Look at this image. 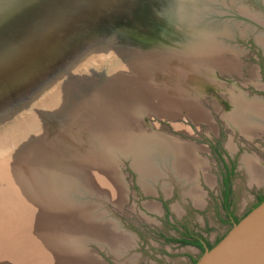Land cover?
Wrapping results in <instances>:
<instances>
[{
  "label": "rangeland",
  "instance_id": "374dc122",
  "mask_svg": "<svg viewBox=\"0 0 264 264\" xmlns=\"http://www.w3.org/2000/svg\"><path fill=\"white\" fill-rule=\"evenodd\" d=\"M255 1L199 3L207 40L109 32L36 0L0 9V193L21 191L11 175L47 206L33 169L55 159L59 226L32 239L43 252L59 264H190L203 253L177 238L229 232L225 191L242 214L264 189V118L245 110L264 102Z\"/></svg>",
  "mask_w": 264,
  "mask_h": 264
},
{
  "label": "water",
  "instance_id": "95a60500",
  "mask_svg": "<svg viewBox=\"0 0 264 264\" xmlns=\"http://www.w3.org/2000/svg\"><path fill=\"white\" fill-rule=\"evenodd\" d=\"M12 1L0 0V9ZM21 1L30 4L33 0ZM36 1L57 8L59 16L68 13L109 32L124 34L145 29L152 35L165 34L174 39L207 40L206 33L213 31L202 27V20L196 14L199 3L206 0ZM194 264H264V201L235 222L229 232L216 245L207 248Z\"/></svg>",
  "mask_w": 264,
  "mask_h": 264
},
{
  "label": "bare ground",
  "instance_id": "6f19581e",
  "mask_svg": "<svg viewBox=\"0 0 264 264\" xmlns=\"http://www.w3.org/2000/svg\"><path fill=\"white\" fill-rule=\"evenodd\" d=\"M150 53H151V51H150ZM158 56H159V54H158ZM145 62H147V61H145ZM145 64L147 65V63H145ZM139 65H141V63ZM122 73H123V71H122ZM139 73H142V70ZM122 88H123V86H122ZM116 89H117V87H116ZM123 89H121V90H123ZM100 90H102V89H100ZM103 91H105V90H103ZM131 91H133V90H131ZM142 92H143V90H142ZM147 92H149V90ZM121 95H123V94H121ZM134 95H135V93H134ZM132 98H133V96H132ZM108 103H109V100H108ZM105 106H107V105H105ZM120 107L121 106H118V108H120ZM245 110H248L250 112L255 111L257 114L261 115V118H264V115L260 113L262 110H264V102L261 101L260 99L252 98L250 100V106L249 107H246ZM81 113H83V112H81ZM198 113H199V117L198 118H201V117H203L205 115L202 110H199ZM116 114H118V113H116ZM252 114H254V113H252ZM257 114H256V116H258ZM122 115H124V114H122ZM90 116L91 115H89V117ZM116 117H118V116H116ZM258 117H260V116H258ZM111 122H113V121H111ZM72 124H74V122ZM106 126H107V122H106ZM100 132L103 133L104 131H100ZM100 132H98V134ZM47 149H49V148H47ZM29 158H30V156H29ZM29 158H28V160H29ZM40 159H42V157H40ZM53 164H56L55 163V159H52V160H48L46 162H43V163H41V165H39V166L37 165L33 169L34 181L36 182V185H37V187H36L35 185L32 184L33 185V188H34V195L36 197H38L43 202V204H46L47 205L45 207H42V205L40 204L41 202H39L38 199L34 198L32 196V194H29L27 192V189H26L25 185L23 183H21L19 179L13 178V177H11V175H9L8 182L11 183V184L13 183V185L16 183L17 186L20 188L21 191L16 192V196H14V197H11V196L5 197L4 195H2L0 193V264H59V262L61 261V260L59 261V259H57V258L56 259L55 258L53 259L50 254H47V253L43 252L40 249L39 244H37V242L35 243L34 240H32V239H34L37 236H49L50 231H51V228H54L55 226L56 227L59 226L57 224V223H59L58 220H57V218H56L57 215H55V213H52V214L50 213V212L53 211L52 209H53L54 204L56 202L55 201V197L50 193L51 191H48V189H47V185L48 184L50 185L51 183H53V181H54L53 175L56 174V170H54ZM44 169H48V171L45 174H42V171ZM13 171H14V168H13ZM68 171H70V170H68ZM66 179H68L67 176L66 177H60V181H63V180H66ZM68 180H70V179H68ZM68 182H70V181H68ZM30 183H32V182H30ZM22 189L24 190V192L21 194ZM5 195H7V194H5ZM5 198H8V199H5ZM68 218H69V215L68 216L64 215L65 222H62V223H68L67 222ZM21 234H26L27 237L26 238H23L21 236ZM64 264H70L69 263V260L66 259V261H65Z\"/></svg>",
  "mask_w": 264,
  "mask_h": 264
},
{
  "label": "flooded vegetation",
  "instance_id": "af4514ba",
  "mask_svg": "<svg viewBox=\"0 0 264 264\" xmlns=\"http://www.w3.org/2000/svg\"><path fill=\"white\" fill-rule=\"evenodd\" d=\"M264 197V189H261L257 192V194L255 195L254 199L252 200V202L250 203L248 209H244L242 211V214L237 213V211L232 210L231 205H229V211L227 212L228 214V226H233V224L235 222H238L242 217H244L251 209H253L256 205H258V203L260 202V200ZM229 204H230V200H229ZM223 206L224 208H226L225 206V198L223 201ZM177 240L179 241L178 243H184V240H189L193 243H184V244H190L192 245V247H194L196 249V251L201 254L204 253L205 250L207 248H211L215 243H217L218 241V237L215 238V241H213L211 238H207V236H198L196 234H193L192 236H182L177 238ZM195 240H198L200 244H195ZM197 261V258L192 257L190 260V264H193Z\"/></svg>",
  "mask_w": 264,
  "mask_h": 264
},
{
  "label": "trees",
  "instance_id": "16d2710c",
  "mask_svg": "<svg viewBox=\"0 0 264 264\" xmlns=\"http://www.w3.org/2000/svg\"><path fill=\"white\" fill-rule=\"evenodd\" d=\"M230 192H231V190H230V188H228L226 191H225V206H226V208L227 209H229V196H230ZM264 201V197L260 200V202L258 203V205L261 203V202H263ZM257 205V206H258ZM184 243H193V242H191V241H189V240H184L183 241ZM200 244L201 245V243L198 241V240H195V244Z\"/></svg>",
  "mask_w": 264,
  "mask_h": 264
}]
</instances>
